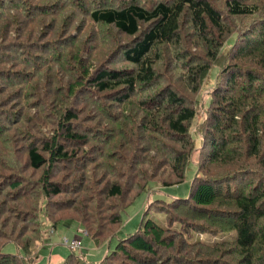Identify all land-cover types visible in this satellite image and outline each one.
<instances>
[{"label": "trees", "instance_id": "trees-1", "mask_svg": "<svg viewBox=\"0 0 264 264\" xmlns=\"http://www.w3.org/2000/svg\"><path fill=\"white\" fill-rule=\"evenodd\" d=\"M141 1L96 0L86 15L97 28L112 26L129 39L116 53L112 51L109 55L111 59L121 50L122 61L133 66L132 69L111 68L109 61L97 65L92 60L95 56L86 47L71 58L69 68L74 76L67 80L66 96L74 100L73 104L68 102L62 106L46 130L37 126L33 119L28 122V115L35 111L28 114L19 107L13 111L15 108L9 105L5 111L1 110L0 147L7 142L9 150L0 149V198H3L0 218L7 213V219L22 222V217H31L34 223L31 229L22 232L13 228L12 237L0 233V264H43L42 251L52 249L47 246L49 239L45 237L43 221L49 224L51 233L60 224L70 227L74 222L96 247L103 244L99 229L91 232L88 226V223L97 222L96 218L92 215L85 221H78L65 217L66 210L75 205L71 199L67 205L66 201L58 199L71 194L65 190L73 183H57L59 166L91 165L95 156L93 145L86 142L87 134L74 128L83 107H77V101L80 96H86L85 91L96 96L98 113L95 116L100 118L102 115L107 119L108 130L113 131L122 143L127 140L135 144L139 134L141 140L150 144L147 148V144L140 141L147 158L154 159L150 151L160 155L156 167L150 166V159L145 168L147 176L135 173L138 165L144 166V161L133 160V163L131 155L123 156L126 159L124 169L106 168L116 178L120 172L126 174V169L130 174L135 173L132 176L136 180L139 173L140 180L132 187L135 196L129 204L150 182L162 188L182 184L192 155L196 156L197 170L188 195L148 204L149 210L163 215L162 222L149 217V210L145 209L137 230L120 240L114 251L99 261H87L70 251L60 264H112L117 258L121 264H264V8L253 0H152L148 6ZM50 5H45L44 10L53 9L57 13L64 8L62 3ZM4 7L5 4L0 2V12ZM187 21L193 29L187 26L186 41H189L181 44V32ZM3 32L8 34L9 31H0ZM13 37L9 35L13 40L9 50L19 47L14 45L18 44V37ZM164 45L166 50L167 46L178 48L173 51L176 61L170 59L169 68L183 71L178 79L184 87L171 84L166 87L169 74L157 69L161 60L159 48ZM51 46L56 52L60 47L56 42L39 47L47 50ZM16 61L21 63L22 58L7 53L6 49L0 54V62L4 63L1 65L10 66L6 72L0 68V73L4 72L0 81L4 84L16 82L13 80L23 76V70L12 69L11 64ZM36 66L39 65L35 63L32 68ZM212 66L218 69L215 83L208 97L199 103L197 93ZM41 83L34 85L32 91L28 89L27 106L34 98L38 102V94L45 92L47 84L43 81L41 86ZM151 86L154 90H150ZM101 98L110 102L108 107L101 105ZM52 99L57 100L55 94ZM113 104L119 108L112 115L107 108H113ZM25 113L28 115L24 116ZM84 122H80L84 124L82 127L89 130ZM4 125L7 126L2 127ZM47 132L51 134L49 137L39 136ZM101 146L100 143L95 145L97 155ZM78 148L80 151L76 153ZM80 153L85 155L83 161L77 158ZM80 169L83 171L86 167ZM212 169L214 171L209 172ZM26 171L38 174L37 179L23 178ZM159 175L163 180L155 179ZM14 176L21 177L24 183ZM212 182L222 183L223 187H216ZM6 186L8 191L3 193ZM25 186L34 189H26L22 194ZM123 187L117 181L109 184L107 200L122 199ZM16 195L27 198L28 202ZM52 205L56 206L53 210L50 209ZM108 209V225L119 226L121 209L116 215ZM182 220L188 230L196 234L217 236L234 232L236 236L231 242L212 245L193 241V238L189 243L182 234H177L178 238L170 234L181 226ZM112 236L114 234L109 238ZM176 240H179L178 244ZM11 243L16 248L15 253H3L4 245ZM45 264L50 263L46 261Z\"/></svg>", "mask_w": 264, "mask_h": 264}, {"label": "rangeland", "instance_id": "rangeland-1", "mask_svg": "<svg viewBox=\"0 0 264 264\" xmlns=\"http://www.w3.org/2000/svg\"><path fill=\"white\" fill-rule=\"evenodd\" d=\"M94 1L96 3V0H0V2L5 4L4 9H2L0 12V31H9L8 34H6L5 32L0 33V54L3 53L4 49H6L7 53L21 57V63H18L16 61L14 64H11V66H14V68H12L14 71L23 70V76L18 78L19 80H13L16 82L4 84L0 81V113L1 110L5 111L6 105L14 107L15 109H12L13 111L18 107L20 111L23 108L24 111L28 114H30L32 111H35V114L28 115L27 113H25L24 116L28 115V122L29 119H33L32 121H35L37 123V126L39 124L41 125V128L46 130L47 126L52 124L51 118L59 114L58 111H60L62 106H66L68 102L69 104H73L74 100L72 98L69 99V97L66 96V93L68 92V88L66 86L67 80L70 77L73 78L74 76L72 70H70L69 68L72 64L71 58L72 55L79 53V51H84L86 47H89V51H91L92 56L94 55L96 57H94L92 60L97 65L109 61V63H112L110 67L114 69L133 68V66L122 61L123 59H121V50L119 51L118 55H115L110 59L109 54H111L112 51H115L116 53V51L119 50V47H122L123 45H125V43L127 44V41L129 42V39L126 36L120 35L118 32H116V29L112 26H100V28H97L98 26H94V24H92L87 19V12L93 5ZM109 1L112 2L113 0ZM151 1L152 0H142L141 2L144 3L145 6H148ZM54 2L56 5L62 3V6L64 8H61L59 12L57 11V13L53 9H50L48 12L44 10L45 5H50ZM253 2L262 5L261 7L264 8V0H253ZM53 6L54 5H52V7ZM35 7H38L39 9L34 10ZM240 23H242L241 20L239 21V25ZM185 26L186 27L183 26L184 30L183 32H181L183 35V37L181 38V44L189 41H186V33L188 30L187 26L190 29H193L191 28V24L188 21ZM9 35L14 36V39L18 37V40H16V43L18 44H14L18 45V48L16 47L14 48V50L10 48L9 50L8 47L13 43V40L9 38ZM53 42H56L60 45L57 52L56 50H52V46L47 50L41 49V47H39L41 46V44L49 45ZM165 47L166 46L164 45L159 48L161 60L159 59L157 63V69H163L169 74L168 78L165 81L166 87H169V84L173 86H179V88H181V86L184 87L183 82L178 79L179 74H183V71H173L169 68V66L171 65L170 59H175L176 61V52L173 51L175 49L177 50L178 48H175L174 46H167L166 50ZM156 50L158 51V49ZM31 55L32 58L30 57ZM35 63L39 66H36L35 69H33L32 65ZM173 63L174 62H172V64ZM1 64L4 63L0 62V68L3 67L4 72H6L5 70L10 67L9 65ZM217 71V67L212 66L205 79L203 80L199 92L196 96L199 100V103L201 99L208 97L209 91L215 83ZM4 72L2 74L0 73V76H2ZM6 79L11 80V78L8 77ZM43 81L44 83L46 82L47 88L45 92H41L40 94H38L40 100L37 102L35 100L36 98H34L33 100H30L31 105L27 106L25 102L28 99V89H31L32 91L34 89V85L39 86L40 82H42V86ZM156 83L157 82L155 81L154 84ZM241 88L244 90V86H241ZM150 90H154L152 89V86L150 87ZM84 93L86 94V96H80L79 100L77 101V107L81 105H83V107L80 110L81 112L78 113V125L75 124L74 128H76L80 132H84L87 134L86 142H88L90 145H93V154L95 153V156L91 165L82 163L80 165H73L75 168H73V166H71L70 164L59 166L61 168L64 167L65 169L60 168L61 170L59 169V171L56 173L58 177L56 178L57 183L67 184L66 181L73 183H69V185L72 187L65 190L70 192L71 194L65 195L64 193V198L62 196L58 199L61 201H66V205L70 202L69 200L71 199L72 204L75 205L71 206V208L74 207L73 209L66 210L67 213L65 217L75 218L78 221H85L89 217L94 216L97 222L88 223V226L91 229V232L99 229V236H101L100 239L103 241V244L100 247H96L92 243V241L87 236H85L84 232L80 231L81 228L78 226V224L74 222L70 225V227H66L64 224L58 225L55 233L53 235H50L48 233L50 231L49 224L43 221V230L45 232V237L48 235L51 240L50 243L52 244V249L50 252V249L42 251V254L44 256L43 264H45L46 261L48 262L49 256H51L50 264H60L63 259L70 253L69 248L63 244V238L73 240L74 237H81L82 250H80L79 252L77 251V255L85 257V260L90 262L99 261L107 253L114 251L120 240L128 237L137 230L145 209L149 210L148 204L151 201L153 203L167 202L174 197H184L188 195L191 182L197 170V161H195L196 156L192 155L191 160L187 162L185 178L182 184L170 188H162L157 183L150 182L147 185L146 190L142 191L132 202V204H129L135 196V192L132 191V187L133 185H135V181L140 180V175L138 174L143 173L147 176L145 168H147V166L149 165L150 159V166L152 165V168L153 166L156 167V164L161 160L160 155L158 153H156L155 155L153 154L154 151L149 150L151 155H154V159L156 160V162L152 158H147V155L145 154L143 148H141V143L147 144V148L150 144L144 140H141L139 134H137L138 137L136 141H134L137 146L136 148L135 144H133L132 142H128L127 140L122 143L121 140L117 136H115L113 131L108 130L109 128H107L108 125L106 123L108 122L107 119H105L102 115H100V118H97L95 116V114L98 113V110L96 108V106H98L96 96H92L88 91H85ZM52 94L56 95L57 100L53 101ZM138 95L140 94L138 93ZM13 102L15 104L11 105V103ZM100 103L102 106L108 107L107 105L110 102L108 100H104L103 98ZM204 107L206 108L207 106L204 105ZM118 108L119 107L117 105L113 104V108H107V112H110L113 115V113L118 112ZM204 111L205 110H203V112ZM12 113L14 115L15 112ZM90 118L92 120H90ZM101 120H103L104 122H100ZM84 121H86L87 124H85V126H87L89 130L82 127V125L84 124L80 122L85 123ZM5 126L7 125H4L2 127ZM22 126H24V124H22ZM25 127L26 126H24V128ZM97 131L101 132L97 133ZM48 135H51L50 132H47V134H40L39 136L49 137ZM98 143L102 145L99 155H97L98 149L97 147H95V145L97 146ZM0 149L4 151L9 150V147H7V142H5L4 146H1ZM79 151L80 149L78 148L76 153H79ZM124 155H131L132 162L133 160L135 162L139 161L142 163L144 161V166L138 165V168L135 171V173L139 172L137 174V178L139 177V179L136 180V178L132 176L135 173L130 174L129 169L125 170L126 174H122V172H120L121 174L118 175V178L111 176L106 170V168L110 166L115 167L116 169L118 167H120L121 170L124 169V167L126 166V159H123ZM77 158L79 161H83L85 155L83 156L80 153L77 155ZM20 161L22 162L23 159H20ZM82 166L86 167V169L83 171H81L80 169V167ZM213 171L214 170L212 169L209 172ZM204 172H206V170H204ZM155 173L156 172L154 171L153 174ZM24 176L25 177L23 178L32 181L37 179L36 177L38 176V174L35 175L30 171H26ZM61 177H63V179ZM153 177L154 176H152L151 179ZM15 178H18L20 182L24 183V180L21 177ZM155 179L163 180L161 175L156 176ZM78 181H81V183L79 184ZM116 181L120 182L122 187L124 186L123 188L125 190V193L123 195V198L119 200H117V198H111L110 200H107L106 193L109 189L108 185H111L112 182ZM212 183L216 187H223L222 183ZM126 185H128L129 187H126ZM62 187L64 188V185ZM7 188V186L3 188L4 190L2 192L4 193L6 190L8 191ZM26 189H30L32 191L34 187L27 188L25 186L23 188L22 194L26 193ZM130 192L131 194L128 197ZM21 195H16L15 197H19V199L24 198H20ZM2 199L3 198L1 197L0 204L2 203ZM22 201L28 202V199L24 198L22 199ZM52 204L56 205L57 202L52 201ZM54 205H52L53 207H50V209H55L56 206ZM108 208L111 209L113 215H116V212L121 209L120 211L122 212V223L118 224L119 226L108 225V222H110L106 220L108 218V214H110ZM149 217H152L155 221L158 220L162 222L163 220V215L152 209L149 210ZM7 218V213H3L2 217L0 218V233L2 232L1 234L5 235V237H12L13 228H17V230L22 232L24 230L31 229L34 223L31 217H22V222H17L13 218ZM105 225L108 226L106 228H102V226ZM186 228L187 227L185 226V222L184 220H182L181 226L177 227L175 230L176 234L175 232H169L171 235H176L175 238H178L177 234H182L184 236L183 238L189 243L193 238V241L197 240L206 245H212L222 241L231 242L235 239L236 236L234 232L229 233L228 235L217 236H215L214 234L209 235V233L196 234V232L189 231V228ZM82 233L84 235H81ZM112 234H114V236L109 238ZM107 238L109 239L107 240ZM176 242L178 244L179 240H176ZM15 251L16 248L13 243L6 244L3 247V253H15ZM167 253L172 252L167 251ZM55 254H57L58 256H55L53 258ZM121 263L122 261L118 258L112 261V264Z\"/></svg>", "mask_w": 264, "mask_h": 264}, {"label": "built area", "instance_id": "built-area-1", "mask_svg": "<svg viewBox=\"0 0 264 264\" xmlns=\"http://www.w3.org/2000/svg\"><path fill=\"white\" fill-rule=\"evenodd\" d=\"M63 243L72 252H77L80 249V239H73L72 241H68L67 239L64 238Z\"/></svg>", "mask_w": 264, "mask_h": 264}, {"label": "crops", "instance_id": "crops-1", "mask_svg": "<svg viewBox=\"0 0 264 264\" xmlns=\"http://www.w3.org/2000/svg\"><path fill=\"white\" fill-rule=\"evenodd\" d=\"M81 231V230H80ZM55 232L53 231L52 233H51V231H49V234L50 235H53ZM47 238L49 239V240H47V246L48 245H50L51 247H52V244L50 243V237H48V235H47ZM74 238H79L80 240H81V237H74ZM73 238V239H74ZM64 239V238H63ZM55 256H58L57 254H55L54 256H53V258L55 257ZM48 262L50 263L51 262V256L49 257V259H48ZM56 264H58V263H56Z\"/></svg>", "mask_w": 264, "mask_h": 264}, {"label": "bare ground", "instance_id": "bare-ground-1", "mask_svg": "<svg viewBox=\"0 0 264 264\" xmlns=\"http://www.w3.org/2000/svg\"><path fill=\"white\" fill-rule=\"evenodd\" d=\"M82 234H83V233H82ZM84 234H85V233H84ZM84 234H83V235H84ZM85 235H86V234H85Z\"/></svg>", "mask_w": 264, "mask_h": 264}]
</instances>
